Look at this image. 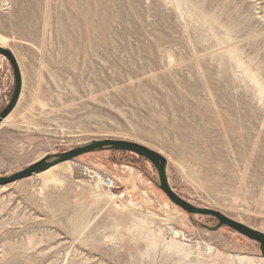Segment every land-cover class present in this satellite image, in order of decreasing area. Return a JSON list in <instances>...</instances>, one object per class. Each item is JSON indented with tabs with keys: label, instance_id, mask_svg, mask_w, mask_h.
<instances>
[{
	"label": "rangeland",
	"instance_id": "rangeland-1",
	"mask_svg": "<svg viewBox=\"0 0 264 264\" xmlns=\"http://www.w3.org/2000/svg\"><path fill=\"white\" fill-rule=\"evenodd\" d=\"M0 47L23 79L0 177L134 142L167 159L179 197L264 233V0H0ZM14 87L0 55V113ZM159 185L146 159L103 150L0 186V264H264L259 243Z\"/></svg>",
	"mask_w": 264,
	"mask_h": 264
},
{
	"label": "water",
	"instance_id": "water-1",
	"mask_svg": "<svg viewBox=\"0 0 264 264\" xmlns=\"http://www.w3.org/2000/svg\"><path fill=\"white\" fill-rule=\"evenodd\" d=\"M0 55L3 56L11 65L14 78H15V87L14 92L11 97V100L7 104V107L0 113V127L4 120L13 112L16 108L19 99L21 97L22 88H23V79L22 74L18 65V62L14 56V54L3 47H0ZM121 151V152H129L136 156L146 159L149 161L157 170L159 181H160V189L165 193V195L173 202L176 206L184 210L190 215H201V216H213L218 219L219 224L217 227L210 229L211 231H217L223 226H227L241 235L247 237L248 239L255 241L260 244V249L264 256V233H261L257 230H254L246 225H243L239 222H236L232 219L225 217L223 214L209 209H201L197 208L181 197H179L170 187L167 179V159L164 158L159 153L134 142L122 141V140H104V141H93L92 143L77 148L75 150L69 151L64 154L48 156L43 158L40 161H37L30 165L27 169L18 172L11 177H0V186H5L17 181H21L27 178L32 177L33 175L39 174L50 169L53 166L58 164L72 161L76 158H79L83 155L90 154L96 151ZM55 158L54 161H49Z\"/></svg>",
	"mask_w": 264,
	"mask_h": 264
},
{
	"label": "built area",
	"instance_id": "built-area-1",
	"mask_svg": "<svg viewBox=\"0 0 264 264\" xmlns=\"http://www.w3.org/2000/svg\"><path fill=\"white\" fill-rule=\"evenodd\" d=\"M73 166L78 171L80 176L91 181H96L100 188L108 193H111L113 189L117 187L118 182L101 171H97L90 166L78 163H74Z\"/></svg>",
	"mask_w": 264,
	"mask_h": 264
},
{
	"label": "bare ground",
	"instance_id": "bare-ground-1",
	"mask_svg": "<svg viewBox=\"0 0 264 264\" xmlns=\"http://www.w3.org/2000/svg\"><path fill=\"white\" fill-rule=\"evenodd\" d=\"M8 5V4H7ZM239 124V123H238ZM247 126H248V124H247ZM230 127V126H229ZM231 130V129H230ZM240 131V130H239ZM233 132V131H232ZM253 132V131H252ZM239 133V132H238ZM254 134V133H253ZM259 134H261V133H259ZM262 136H264V135H262ZM235 137V136H234ZM235 139V138H234ZM239 139V138H238ZM227 141V140H226ZM264 142V141H263ZM261 145V144H260ZM259 145V146H260ZM256 150V149H255ZM258 150V149H257ZM258 152H260V151H258Z\"/></svg>",
	"mask_w": 264,
	"mask_h": 264
}]
</instances>
